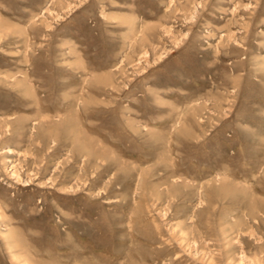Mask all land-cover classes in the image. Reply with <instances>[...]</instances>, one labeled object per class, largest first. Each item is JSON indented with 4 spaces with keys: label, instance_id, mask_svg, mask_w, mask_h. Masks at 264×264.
Masks as SVG:
<instances>
[{
    "label": "rangeland",
    "instance_id": "rangeland-1",
    "mask_svg": "<svg viewBox=\"0 0 264 264\" xmlns=\"http://www.w3.org/2000/svg\"><path fill=\"white\" fill-rule=\"evenodd\" d=\"M0 264H264V0H0Z\"/></svg>",
    "mask_w": 264,
    "mask_h": 264
},
{
    "label": "bare ground",
    "instance_id": "bare-ground-1",
    "mask_svg": "<svg viewBox=\"0 0 264 264\" xmlns=\"http://www.w3.org/2000/svg\"><path fill=\"white\" fill-rule=\"evenodd\" d=\"M27 79V78H26ZM81 97H83V96H81ZM78 100V99H77ZM75 104H77L76 102H75ZM194 177V176H193ZM204 187V186H203ZM8 240H10V238L8 239ZM12 240H13V237H12ZM11 247V246H10ZM12 249V248H11ZM13 252V251H12ZM245 257V256H244ZM17 259V258H16ZM18 262V261H17ZM20 262V261H19Z\"/></svg>",
    "mask_w": 264,
    "mask_h": 264
}]
</instances>
